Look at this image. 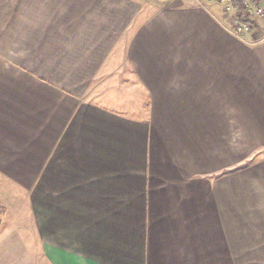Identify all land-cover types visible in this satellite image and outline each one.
Segmentation results:
<instances>
[{
  "label": "crops",
  "instance_id": "obj_1",
  "mask_svg": "<svg viewBox=\"0 0 264 264\" xmlns=\"http://www.w3.org/2000/svg\"><path fill=\"white\" fill-rule=\"evenodd\" d=\"M212 1L0 0L35 264H264V163L234 178L235 139L264 148V20L239 39Z\"/></svg>",
  "mask_w": 264,
  "mask_h": 264
},
{
  "label": "rangeland",
  "instance_id": "obj_2",
  "mask_svg": "<svg viewBox=\"0 0 264 264\" xmlns=\"http://www.w3.org/2000/svg\"><path fill=\"white\" fill-rule=\"evenodd\" d=\"M214 4L217 5L215 2ZM218 6L220 7L219 10L223 11L221 5ZM223 13L225 12L223 11ZM226 13L227 19L232 22V28H235L239 23V21L237 20V11L234 9L230 12L226 11ZM262 20H264V17L260 19V21ZM2 49V43L0 41V69L2 68V66L7 65L4 57L2 58ZM111 77L112 76L107 77L105 81L106 84L103 85L102 89H98V93H113L114 85L113 82H110ZM117 82H119V80ZM129 97L130 96L124 95L125 99ZM139 107H134L135 113L137 112L139 114V111H141V113L145 112V110L142 109V106ZM135 113L131 112L132 115H134ZM243 140L244 139L238 137L237 139H235V150L237 149L235 153L245 155V157L250 161L243 160V162H237L236 159L238 158V156L235 155V179L247 174L246 171L237 170V168H247V165L251 167L252 165H256L257 163H264L263 146L260 144H256V142L249 139L245 140L243 148ZM227 174H233V172L231 173L230 171H227ZM32 189L13 185V183L4 179L0 173V225L2 221H4V232L0 237V264H35V258H38V256H36L37 253H35L34 248L27 247V244H33V229L29 228V226L32 227V213L27 208L30 203H24L21 200L23 196H26V198L28 199L27 196L33 194ZM23 210H25V212H23ZM19 216L22 217L25 222L17 224V219L19 218ZM18 220L20 221L21 219L19 218Z\"/></svg>",
  "mask_w": 264,
  "mask_h": 264
},
{
  "label": "built area",
  "instance_id": "obj_3",
  "mask_svg": "<svg viewBox=\"0 0 264 264\" xmlns=\"http://www.w3.org/2000/svg\"><path fill=\"white\" fill-rule=\"evenodd\" d=\"M197 1V0H196ZM218 5L227 11L230 12L235 9L234 4L236 2L240 3L243 7L245 18L249 21L256 22L264 17V5L258 3L257 0H213ZM253 31V25L248 22H239L238 25L233 28V34L239 38L244 39L245 36L250 34Z\"/></svg>",
  "mask_w": 264,
  "mask_h": 264
},
{
  "label": "trees",
  "instance_id": "obj_4",
  "mask_svg": "<svg viewBox=\"0 0 264 264\" xmlns=\"http://www.w3.org/2000/svg\"><path fill=\"white\" fill-rule=\"evenodd\" d=\"M234 7H235V10L237 11V20L239 22H245V23H249L251 25H253V30L254 31H257L258 30V26L255 24V22L253 21H249L248 19L245 18V15H244V11H243V7L240 3L236 2L234 4Z\"/></svg>",
  "mask_w": 264,
  "mask_h": 264
}]
</instances>
